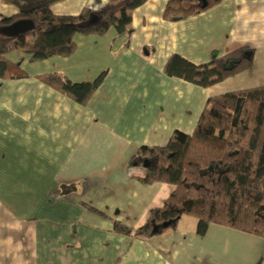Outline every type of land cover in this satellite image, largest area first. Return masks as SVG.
<instances>
[{
    "label": "crops",
    "instance_id": "obj_1",
    "mask_svg": "<svg viewBox=\"0 0 264 264\" xmlns=\"http://www.w3.org/2000/svg\"><path fill=\"white\" fill-rule=\"evenodd\" d=\"M31 1L0 0V20ZM169 1L133 10L130 36H75L68 58L5 56L28 78L0 79V264H264L263 238L214 224L199 236L186 217L160 235H134L173 192L142 183L145 168L130 164L136 151L192 134L209 98L264 86V0H221L179 22L162 18ZM106 3L63 0L51 12ZM243 48L252 67L210 88L163 72L172 55L204 65ZM103 72L83 106L37 79L92 83Z\"/></svg>",
    "mask_w": 264,
    "mask_h": 264
},
{
    "label": "trees",
    "instance_id": "obj_2",
    "mask_svg": "<svg viewBox=\"0 0 264 264\" xmlns=\"http://www.w3.org/2000/svg\"><path fill=\"white\" fill-rule=\"evenodd\" d=\"M63 0H35L0 27L17 20H32L35 28L16 37L0 36V79H25L13 74L5 56L19 52L32 62L52 57L68 58L76 50L74 37L104 36L113 28L117 36H130L131 12L146 0H107L97 12L83 9L76 16H57L51 6ZM221 0H171L163 12L167 22L183 21L215 6ZM205 3V6H203ZM95 18L91 24L92 18ZM248 49H238L204 65H194L172 55L163 72L199 88H210L252 67ZM106 77L74 84L57 73L37 79L79 105H86ZM132 166L146 170L142 183L168 184L173 192L161 208L151 210L135 232L147 239L174 230L182 217L196 221L203 236L211 224L228 227L264 239V86L227 93L207 100L192 134L175 131L162 147H140ZM114 230L129 231L114 223Z\"/></svg>",
    "mask_w": 264,
    "mask_h": 264
},
{
    "label": "water",
    "instance_id": "obj_3",
    "mask_svg": "<svg viewBox=\"0 0 264 264\" xmlns=\"http://www.w3.org/2000/svg\"><path fill=\"white\" fill-rule=\"evenodd\" d=\"M205 6V3H203ZM95 18L93 17L90 21L92 24ZM35 28V23L32 20H17L12 24L4 27H0V36L1 37H16L21 34L27 33ZM247 58L250 54L245 55Z\"/></svg>",
    "mask_w": 264,
    "mask_h": 264
},
{
    "label": "rangeland",
    "instance_id": "obj_4",
    "mask_svg": "<svg viewBox=\"0 0 264 264\" xmlns=\"http://www.w3.org/2000/svg\"><path fill=\"white\" fill-rule=\"evenodd\" d=\"M185 219H190L192 221H195L193 218H190V217H186Z\"/></svg>",
    "mask_w": 264,
    "mask_h": 264
}]
</instances>
